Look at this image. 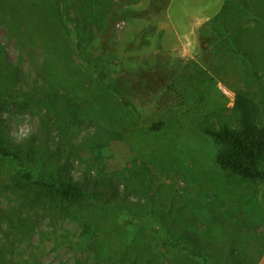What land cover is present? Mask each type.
Listing matches in <instances>:
<instances>
[{"label": "rangeland", "instance_id": "rangeland-1", "mask_svg": "<svg viewBox=\"0 0 264 264\" xmlns=\"http://www.w3.org/2000/svg\"><path fill=\"white\" fill-rule=\"evenodd\" d=\"M257 12L264 0H0V132L25 166L90 192L47 196L0 157V264L165 259L161 238L183 236L264 264V183L221 168L204 133L240 126L239 92L264 124ZM240 28L247 59L227 42Z\"/></svg>", "mask_w": 264, "mask_h": 264}, {"label": "trees", "instance_id": "trees-1", "mask_svg": "<svg viewBox=\"0 0 264 264\" xmlns=\"http://www.w3.org/2000/svg\"><path fill=\"white\" fill-rule=\"evenodd\" d=\"M226 12V8L218 13L213 22L219 21ZM264 15V12H262ZM257 12L253 14L258 21L263 23L264 18ZM218 29V27L216 26ZM237 36H227L236 52L249 57V53L243 49V41L249 33L242 28L238 30ZM247 32V33H246ZM250 36L246 39L252 43ZM247 59V58H246ZM85 62V59L83 58ZM250 64L254 66L253 59ZM126 102V101H125ZM128 104V102H126ZM251 101L245 93L236 95V106L241 112L240 126L238 128L225 123L216 128H205L204 133L210 136L218 145L216 163L229 173L246 180L264 183V124L259 123L252 114ZM162 123L151 125V129H161ZM0 157L9 159L21 166V176L30 186L40 192L56 199L76 202L89 197V190L81 182L72 177H48L36 173L32 168L25 166L22 162L21 152L17 146L0 132ZM159 245L168 249L169 259L161 258L160 255H148L140 253L131 258H122L114 264H255L253 259L239 251H231L228 259L214 253L215 247L211 244L201 242L198 238L183 236L179 239L161 238ZM179 249L187 251L189 255L176 254ZM175 257H173L174 255Z\"/></svg>", "mask_w": 264, "mask_h": 264}, {"label": "crops", "instance_id": "crops-1", "mask_svg": "<svg viewBox=\"0 0 264 264\" xmlns=\"http://www.w3.org/2000/svg\"><path fill=\"white\" fill-rule=\"evenodd\" d=\"M183 10V12H185V10L184 9H182Z\"/></svg>", "mask_w": 264, "mask_h": 264}]
</instances>
